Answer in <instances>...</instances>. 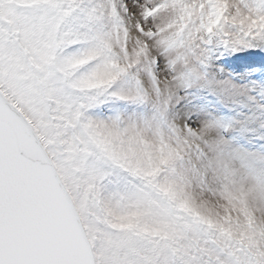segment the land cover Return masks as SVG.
<instances>
[{
	"label": "snow or ice",
	"instance_id": "obj_1",
	"mask_svg": "<svg viewBox=\"0 0 264 264\" xmlns=\"http://www.w3.org/2000/svg\"><path fill=\"white\" fill-rule=\"evenodd\" d=\"M0 264H264V0H0Z\"/></svg>",
	"mask_w": 264,
	"mask_h": 264
}]
</instances>
